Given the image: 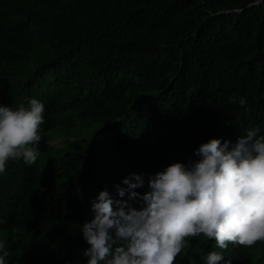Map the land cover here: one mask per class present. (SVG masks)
<instances>
[{"label": "trees", "instance_id": "16d2710c", "mask_svg": "<svg viewBox=\"0 0 264 264\" xmlns=\"http://www.w3.org/2000/svg\"><path fill=\"white\" fill-rule=\"evenodd\" d=\"M0 75V103L39 100L50 139L0 174L6 260L87 264L101 191L128 200L116 186L141 175L142 209L149 181L201 144L264 136V0H0Z\"/></svg>", "mask_w": 264, "mask_h": 264}, {"label": "clouds", "instance_id": "9594fccd", "mask_svg": "<svg viewBox=\"0 0 264 264\" xmlns=\"http://www.w3.org/2000/svg\"><path fill=\"white\" fill-rule=\"evenodd\" d=\"M7 80L0 75V86ZM10 83V82H9ZM0 103V174L9 160L32 166L40 155L34 147L49 143L44 105L25 98ZM245 107L246 100H239ZM245 111L247 108L245 107ZM249 128L235 143L211 139L198 148L201 159L186 167L170 164L149 181L151 192L136 209L129 201L140 196L141 175L123 180L116 200L101 191L92 202L93 218L82 227L90 246L87 264H264V136ZM207 239L203 256L189 254L195 237ZM10 256L0 241V264Z\"/></svg>", "mask_w": 264, "mask_h": 264}, {"label": "bare ground", "instance_id": "6f19581e", "mask_svg": "<svg viewBox=\"0 0 264 264\" xmlns=\"http://www.w3.org/2000/svg\"><path fill=\"white\" fill-rule=\"evenodd\" d=\"M203 249V248H202Z\"/></svg>", "mask_w": 264, "mask_h": 264}]
</instances>
